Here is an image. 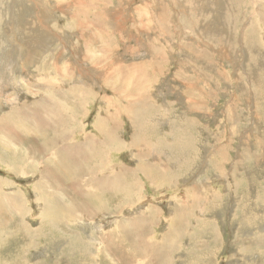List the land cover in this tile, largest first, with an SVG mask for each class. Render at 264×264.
Masks as SVG:
<instances>
[{
	"label": "rangeland",
	"instance_id": "1",
	"mask_svg": "<svg viewBox=\"0 0 264 264\" xmlns=\"http://www.w3.org/2000/svg\"><path fill=\"white\" fill-rule=\"evenodd\" d=\"M0 207V264H264V0H0Z\"/></svg>",
	"mask_w": 264,
	"mask_h": 264
},
{
	"label": "bare ground",
	"instance_id": "2",
	"mask_svg": "<svg viewBox=\"0 0 264 264\" xmlns=\"http://www.w3.org/2000/svg\"><path fill=\"white\" fill-rule=\"evenodd\" d=\"M44 102H46V101H44ZM16 169H18V168H16ZM22 171V170H21ZM21 171L20 170H18V172H20L21 173ZM22 174H24V173H22ZM110 183H112V180L111 179H105L104 180V182H103V185H104V187H107L108 186V184H110ZM112 185V184H111ZM116 188V187H115ZM261 196V195H260ZM9 203H11V202H9ZM3 206H5V205H3ZM0 209H2L1 207H0ZM6 209V208H5ZM4 213V209H3V211H0V215L1 214H3ZM8 215H9V213H8ZM264 238V237H263ZM262 238V239H263ZM175 251V250H174ZM173 254V253H172ZM173 260V259H172ZM168 262V261H167Z\"/></svg>",
	"mask_w": 264,
	"mask_h": 264
},
{
	"label": "crops",
	"instance_id": "3",
	"mask_svg": "<svg viewBox=\"0 0 264 264\" xmlns=\"http://www.w3.org/2000/svg\"><path fill=\"white\" fill-rule=\"evenodd\" d=\"M137 7V6H136Z\"/></svg>",
	"mask_w": 264,
	"mask_h": 264
}]
</instances>
